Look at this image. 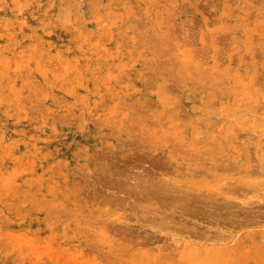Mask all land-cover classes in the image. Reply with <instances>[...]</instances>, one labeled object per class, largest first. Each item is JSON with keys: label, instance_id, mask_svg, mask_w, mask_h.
Returning a JSON list of instances; mask_svg holds the SVG:
<instances>
[{"label": "rangeland", "instance_id": "1", "mask_svg": "<svg viewBox=\"0 0 264 264\" xmlns=\"http://www.w3.org/2000/svg\"><path fill=\"white\" fill-rule=\"evenodd\" d=\"M0 264H264V0H0Z\"/></svg>", "mask_w": 264, "mask_h": 264}]
</instances>
